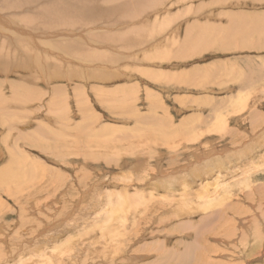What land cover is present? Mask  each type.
Returning a JSON list of instances; mask_svg holds the SVG:
<instances>
[{"label": "rangeland", "instance_id": "1", "mask_svg": "<svg viewBox=\"0 0 264 264\" xmlns=\"http://www.w3.org/2000/svg\"><path fill=\"white\" fill-rule=\"evenodd\" d=\"M107 6L36 35L0 8L58 73L0 71V264H264V0Z\"/></svg>", "mask_w": 264, "mask_h": 264}, {"label": "bare ground", "instance_id": "2", "mask_svg": "<svg viewBox=\"0 0 264 264\" xmlns=\"http://www.w3.org/2000/svg\"><path fill=\"white\" fill-rule=\"evenodd\" d=\"M99 1L101 3H105L108 4L107 11L114 12V15H118V16H122V15H131L134 10H132V8L135 9L137 3L141 0H0V8H4L3 12H8L9 10H11V8L13 9L12 11V16L13 14L17 15V17H19V20L22 21L23 26H25L24 28H27L28 30H31V32L33 31V33L31 35H36L37 31H43L44 29H46V32L48 31H54L55 27H58V24H64V23H68L69 25H72L70 22L72 21H86V17L84 18V15L87 13V18L88 20H90V17L92 15H95V12H98V10L95 8V4L96 2ZM11 2V3H10ZM13 3V4H12ZM7 10V11H6ZM102 10V9H101ZM100 10V11H101ZM106 11V10H105ZM106 11V12H107ZM11 13V11H9ZM98 15V14H97ZM100 15V14H99ZM8 16V15H7ZM11 16V15H10ZM0 17H2V15H0ZM16 17V16H15ZM64 18V19H63ZM0 26H2V23L0 22ZM7 26V25H6ZM203 25H199L198 27H202ZM15 27V26H14ZM22 27V26H20ZM35 27L39 28L36 29ZM62 28V27H61ZM12 29V28H11ZM11 29H9L10 31H8L7 29L4 30L3 27L0 28V62H1V66H0V71L3 70H9L12 69L14 70V65L18 62V60H20L21 62L17 63V65L19 66L20 63H22L20 66H22V68H25L24 65L28 66L27 68H33L32 66L37 68L42 69V71L46 72L45 74L47 75V77L53 79V77L57 76L58 73L57 71L54 69V67L56 65H51L52 64V60L49 61V59H43L40 56H35L37 55L35 52L36 50H39L41 53H45V47H43V45L47 47H49L48 45H51L52 42V38L50 39H46L48 38L49 34L46 35V37L41 36L42 39H44V41L42 40L41 43L39 42H35V40L33 41L32 39L26 38L23 36V33L20 31V29L17 28L18 31L12 32ZM35 29V30H34ZM48 30V31H47ZM56 31V30H55ZM54 31V32H55ZM3 32V33H2ZM9 32V33H8ZM26 32V31H25ZM41 35V33H39ZM35 33V34H34ZM45 33V32H44ZM56 33V32H55ZM64 33V32H63ZM13 34V35H12ZM30 34V33H29ZM57 34V33H56ZM55 34V35H56ZM143 34V33H142ZM9 35V36H7ZM53 35V34H51ZM62 35V34H61ZM48 36V37H47ZM54 36V35H53ZM58 35H56L55 37H57ZM72 36V35H71ZM28 37V36H27ZM40 37V38H41ZM60 37V36H58ZM39 38V39H40ZM55 39V38H54ZM41 40V39H40ZM66 40V39H65ZM102 40V39H101ZM109 40V39H108ZM116 40V39H115ZM123 40V39H122ZM127 41V38L125 39ZM175 40V39H174ZM62 41V40H61ZM124 41V40H123ZM76 42V41H75ZM72 41H69L67 43L64 42H60L61 45H63L66 49L68 50H72L73 47H75L74 43ZM58 44V42H56ZM22 44V45H21ZM24 44V46H23ZM56 44V45H57ZM183 47L186 44L182 43ZM115 45V44H114ZM25 47L27 49V53L25 54V50L22 51V49L20 47ZM40 46V47H38ZM82 47V46H80ZM24 48V49H25ZM53 48V46H52ZM58 48V47H57ZM50 49V48H49ZM5 50V51H4ZM47 50V49H46ZM56 50V49H55ZM35 51V52H34ZM25 55H23L22 54ZM49 52V51H48ZM83 52V51H82ZM40 53V54H41ZM47 53V51H46ZM53 53V52H52ZM85 53V51H84ZM23 55V58H19L17 56L19 55ZM55 54V53H54ZM17 55V56H16ZM33 55V56H32ZM93 55V54H92ZM98 54L97 52L94 54V56L96 57ZM108 56V55H107ZM46 57V56H45ZM64 58V57H63ZM72 58V57H71ZM101 58V56L99 57ZM40 61V65H39V61ZM96 59V58H95ZM9 60V61H8ZM10 60H13L12 62ZM42 60V61H41ZM47 60V62H46ZM65 60V59H64ZM68 60V59H66ZM56 63V62H55ZM42 64V65H41ZM54 64V63H53ZM13 65V66H12ZM24 66V67H23ZM66 66V65H65ZM20 68V67H19ZM5 69V70H4ZM34 69V68H33ZM32 69V71H33ZM50 69V70H49ZM71 69V68H70ZM75 69V68H74ZM112 70V69H111ZM38 71V70H37ZM75 71V70H74ZM97 71V70H96ZM92 72V71H91ZM75 73V72H74ZM158 75V74H157ZM44 76V75H43ZM25 77V76H24ZM82 77V76H81ZM33 78V77H32ZM37 79V78H36ZM46 79V78H45ZM29 86V85H28ZM53 89V87H51ZM54 94H57V92H59V90H62L60 86L55 87L54 89ZM3 92H0V113L2 112L5 113V111L8 110V108L3 104L4 101L5 102V97L2 94ZM12 94V93H11ZM58 95V94H57ZM56 96V95H54ZM53 96V97H54ZM7 98V96H6ZM62 103V102H61ZM84 114V112H83ZM171 126V125H170ZM192 127V126H191ZM125 131V130H124ZM126 132V131H125ZM27 134V133H26ZM21 136V134H19ZM144 141V140H143ZM153 141V140H152ZM156 141V140H155ZM165 141V140H164ZM146 142V140H145ZM143 143V142H142ZM144 148V147H143ZM139 150V149H138ZM137 151V150H136ZM217 151V150H216ZM20 153V152H19ZM140 153V152H139ZM1 154V153H0ZM223 154V153H222ZM235 154V153H234ZM243 153H236L233 157L234 159L236 157H240L242 156ZM231 155V154H230ZM114 159V158H113ZM221 159V158H220ZM215 160V163H222V160ZM28 160V159H27ZM214 160V159H213ZM227 160V159H226ZM143 161V160H142ZM10 162V161H9ZM207 162V161H206ZM13 163V162H12ZM10 165V164H9ZM221 166V165H220ZM8 167V166H7ZM218 167V165H217ZM3 168V166H2ZM9 168V167H8ZM2 170V169H1ZM4 170V169H3ZM199 172V171H198ZM4 172H2L3 174ZM1 174V175H2ZM6 174V173H5ZM8 176V175H7ZM58 176V175H57ZM57 178V177H56ZM55 178V179H56ZM54 185V184H53ZM257 187V186H256ZM263 187V186H261ZM258 188V187H257ZM33 189V188H32ZM23 190V189H22ZM260 191H263V189L261 190H257L258 194L261 193ZM27 192V191H26ZM185 193V192H184ZM252 193V192H251ZM243 194V193H242ZM261 195V194H260ZM123 196V195H122ZM249 195H246V197H248ZM262 196V195H261ZM120 197V196H119ZM257 197V196H256ZM259 197V196H258ZM250 199V198H249ZM259 199V198H258ZM257 199V201H258ZM254 200V199H253ZM262 197L259 201V203H261L262 201ZM215 203V202H214ZM256 203V202H255ZM195 204V203H194ZM217 205V204H216ZM261 205V204H260ZM198 206V205H197ZM203 206V204H202ZM20 207V206H19ZM198 208V207H197ZM193 209V208H192ZM199 209V208H198ZM121 215V214H120ZM208 215V214H207ZM199 216V215H198ZM224 216V214H223ZM225 217V216H224ZM203 220V218H202ZM263 220V219H262ZM201 223V222H200ZM221 224V223H220ZM185 226V225H184ZM204 226V224H203ZM220 226V225H219ZM218 227V226H217ZM216 227V228H217ZM222 227V225L220 226ZM199 228V227H198ZM212 228V227H210ZM214 228V227H213ZM219 228V227H218ZM223 228V227H222ZM220 229V228H219ZM218 229V230H219ZM211 230V229H210ZM213 230V229H212ZM211 230V231H212ZM221 230V229H220ZM223 230V229H222ZM210 232V231H209ZM16 235V234H15ZM226 238V237H225ZM3 239V238H2ZM4 240V239H3ZM17 240V239H16ZM30 240V239H29ZM31 241V240H30ZM26 242V241H23ZM5 243V241H4ZM20 243V242H19ZM30 243V242H29ZM117 243V242H116ZM16 245V244H15ZM20 245V244H18ZM17 245V247H18ZM22 245V243H21ZM20 245V246H21ZM28 245V244H27ZM65 245V244H64ZM9 246V245H8ZM68 246V245H67ZM108 246V245H107ZM106 246V247H107ZM110 246V245H109ZM16 247V246H15ZM22 247V246H21ZM97 247V246H96ZM106 247H104L106 249ZM112 247V246H111ZM3 248V247H2ZM31 248V247H30ZM58 248V247H56ZM68 248V247H67ZM88 248V246H87ZM86 248V249H87ZM118 247H116L115 251H119V249L117 250ZM22 249V248H21ZM74 249V248H73ZM96 249V248H95ZM92 249V250H95ZM114 249V248H112ZM122 249V247H121ZM18 250V249H17ZM52 250V249H50ZM65 250V249H64ZM8 251V250H7ZM24 251V250H23ZM49 251V250H48ZM55 251V249H54ZM61 251V250H60ZM72 251V250H71ZM106 251H108L106 249ZM18 252V251H17ZM52 252V251H51ZM59 252V251H57ZM94 252V251H93ZM92 252V253H93ZM110 252V250H109ZM125 252V251H123ZM13 253V252H12ZM26 253V251H25ZM47 253V252H46ZM45 253V254H46ZM69 253V252H68ZM67 253V254H68ZM90 253V254H92ZM96 253V252H95ZM106 253V252H105ZM112 253V251L110 252ZM14 254V253H13ZM17 254V253H16ZM51 254V253H50ZM75 254V253H74ZM81 254V252L79 253ZM89 254V255H90ZM98 254V253H97ZM2 255V254H1ZM18 255V254H17ZM22 255V254H21ZM32 255V254H31ZM44 255V254H43ZM54 255V254H53ZM59 255V254H58ZM99 255V254H98ZM11 256V255H10ZM13 256V255H12ZM69 256V255H68ZM82 256V254H81ZM9 257V256H7ZM60 257V256H59ZM58 257V258H59ZM62 257V256H61ZM75 257V256H74ZM80 257V256H79ZM79 257H75V258H79ZM112 257V256H111ZM11 258V257H9ZM13 258V257H12ZM18 258V256H17ZM49 258V257H48ZM64 258V257H63ZM81 258V257H80ZM83 258V257H82ZM91 258V257H90ZM110 258V257H109ZM108 258V259H109ZM1 259V258H0ZM3 259V258H2ZM2 259L0 261H2ZM25 259V258H24ZM30 259V258H29ZM33 259V258H32ZM35 259V258H34ZM68 259V258H67ZM85 260V258H83ZM87 259V257H86ZM98 259V258H97ZM14 260V259H13ZM12 260V261H13ZM21 260V259H20ZM26 260V259H25ZM52 260V258H51ZM71 260V259H70ZM83 260V261H84ZM89 260V259H88ZM93 260V258H92ZM134 260V259H133ZM19 261V260H17ZM53 261V260H52ZM60 261V260H57ZM68 261V260H66ZM80 261V260H78ZM77 261V262H78ZM86 261V260H85ZM96 261V260H95ZM5 262V261H4ZM3 262V264H4ZM9 262V261H8ZM40 262V261H39ZM61 262H63V260H61ZM72 262V261H69ZM24 263V261H23ZM21 262V264H23ZM30 263V262H29ZM33 264V262H31ZM37 263V262H36ZM59 263V262H58ZM73 263V262H72ZM79 263V262H78ZM87 263V262H86ZM95 263V262H94ZM10 264V263H9ZM12 264V263H11ZM53 264H57L55 263V261L53 262ZM64 264V263H62ZM67 264V263H66ZM92 264V263H90ZM103 264V263H101Z\"/></svg>", "mask_w": 264, "mask_h": 264}]
</instances>
